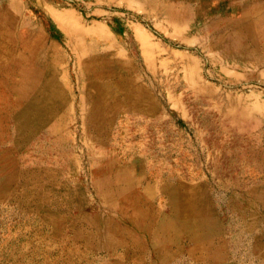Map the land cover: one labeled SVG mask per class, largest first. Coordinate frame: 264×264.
<instances>
[{
	"label": "rangeland",
	"instance_id": "1",
	"mask_svg": "<svg viewBox=\"0 0 264 264\" xmlns=\"http://www.w3.org/2000/svg\"><path fill=\"white\" fill-rule=\"evenodd\" d=\"M174 8L0 0V264H264V18Z\"/></svg>",
	"mask_w": 264,
	"mask_h": 264
},
{
	"label": "crops",
	"instance_id": "2",
	"mask_svg": "<svg viewBox=\"0 0 264 264\" xmlns=\"http://www.w3.org/2000/svg\"><path fill=\"white\" fill-rule=\"evenodd\" d=\"M134 6L135 8L142 9V0H124ZM156 1V0H155ZM158 1V0H157ZM162 2H168L170 5L175 4V8L170 13L163 14V18H168V25L173 31L184 37L186 35L187 28L190 25V21L194 20L200 14V16H208L213 20L226 21L225 18L229 16L232 18L247 19L251 17L264 18V0H161ZM177 10V11H175ZM235 20V19H234ZM195 26V22H192ZM135 34L139 38V42L148 45L150 38L146 30L140 25H135ZM194 40H198L195 36Z\"/></svg>",
	"mask_w": 264,
	"mask_h": 264
}]
</instances>
